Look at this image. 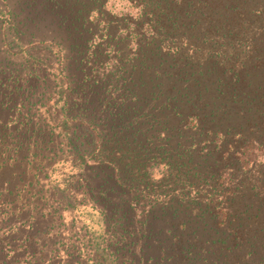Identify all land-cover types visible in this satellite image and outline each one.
Here are the masks:
<instances>
[{
	"label": "rangeland",
	"instance_id": "374dc122",
	"mask_svg": "<svg viewBox=\"0 0 264 264\" xmlns=\"http://www.w3.org/2000/svg\"><path fill=\"white\" fill-rule=\"evenodd\" d=\"M131 1H107L106 33L101 0H0V264H260L264 221L231 150L238 140L223 126L216 139L171 105L177 78L141 71ZM45 59L67 69L75 146L45 118L55 93ZM164 88L175 90L159 101ZM136 105L142 112L123 116ZM211 206L239 212L224 226ZM239 235L258 236L254 258Z\"/></svg>",
	"mask_w": 264,
	"mask_h": 264
},
{
	"label": "trees",
	"instance_id": "16d2710c",
	"mask_svg": "<svg viewBox=\"0 0 264 264\" xmlns=\"http://www.w3.org/2000/svg\"><path fill=\"white\" fill-rule=\"evenodd\" d=\"M107 1L101 0L99 10L101 26L104 25L106 33L110 32L109 25L104 22L107 18ZM131 2L134 13L130 15L128 25L131 27L132 45L136 46L138 55L146 61L141 71L145 72L150 67L154 75L161 71L169 81L170 77L177 78L180 90L175 93L177 98L172 99L171 105L177 103L178 107H184L180 109L183 115L201 123L203 132L213 128L212 131L218 134L216 139L223 127L231 131L230 136H226L236 137L237 145L231 150L235 149L240 156L237 164L242 171L247 172L251 179L250 184L258 192L256 197L259 207L256 218L264 221V0ZM97 19L99 20V16ZM84 22L89 23L88 17H85ZM42 64L52 68L48 73L55 88L53 96L50 95L43 104L45 118L75 146L76 129L69 118L66 98L68 88L64 76L67 69L63 68L59 59H45ZM6 75L7 72L4 77ZM160 78L154 77L151 82H158ZM258 79L260 81H256ZM160 86L161 84L155 85L157 89ZM173 90L175 89L158 90V100L165 101L170 96L166 94ZM212 92L216 94L211 98ZM228 100L232 102V107H229ZM140 101L147 102V99ZM208 103L213 105V110L206 112L203 109ZM244 106L256 107L257 110L245 116ZM141 107H127L123 116L138 115L142 112ZM235 107L239 109L236 112L238 119H241L239 124L228 121ZM170 110L169 107L165 108L166 112ZM212 124L215 126L212 127ZM6 134V131L0 128V141H7ZM202 135L206 136L204 133ZM228 138L223 140L229 143ZM3 151L5 150H0V154ZM77 158L75 162L84 159ZM237 204L236 199L231 206L236 208ZM183 207L184 205H179L177 211L188 210ZM247 207V203L241 204L240 209H246L244 215L249 214ZM210 210V214L216 217L219 223L223 222L224 226L226 220L228 222L230 217L234 218L235 212H239V209L224 211L220 206H211ZM244 215L240 213L243 219ZM202 216L203 214L197 217ZM203 221L208 226L207 218ZM248 238V235L236 237L238 246H248V250L256 251L261 242L258 236L255 235L251 240ZM256 253L257 251L251 252V256ZM260 264H264V252Z\"/></svg>",
	"mask_w": 264,
	"mask_h": 264
}]
</instances>
